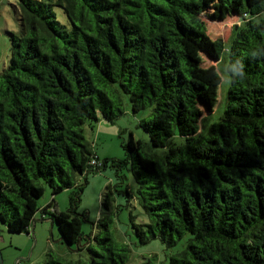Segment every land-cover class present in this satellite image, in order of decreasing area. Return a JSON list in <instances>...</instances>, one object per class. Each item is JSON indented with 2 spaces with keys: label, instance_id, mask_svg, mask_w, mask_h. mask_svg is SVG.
Returning <instances> with one entry per match:
<instances>
[{
  "label": "trees",
  "instance_id": "trees-1",
  "mask_svg": "<svg viewBox=\"0 0 264 264\" xmlns=\"http://www.w3.org/2000/svg\"><path fill=\"white\" fill-rule=\"evenodd\" d=\"M12 9L18 29L0 72V223L29 234L37 214L48 215L60 240L89 256L39 264L127 262L110 217L84 236L76 209L88 174L110 167L107 209L128 162L134 186L124 194L146 218L132 224L138 244L159 240L172 249L167 264H264V0H16ZM232 15L228 41H209L207 21ZM195 47L224 60L227 104L214 122L202 121L218 103L219 76L197 77ZM124 96L133 114L151 109L138 126L161 157L131 134L126 159L95 156L83 127L116 120ZM46 188L51 201L39 208ZM64 190L69 207L57 211L53 196Z\"/></svg>",
  "mask_w": 264,
  "mask_h": 264
},
{
  "label": "rangeland",
  "instance_id": "rangeland-1",
  "mask_svg": "<svg viewBox=\"0 0 264 264\" xmlns=\"http://www.w3.org/2000/svg\"><path fill=\"white\" fill-rule=\"evenodd\" d=\"M16 0H0V72L7 66L10 58V43L8 32L18 29V23L14 15L12 4ZM237 22L235 16L226 17L222 21H207L206 35L209 41H228L231 27ZM191 55L198 62L197 77L208 80L214 75L219 76L218 103L212 113L204 117L203 123L214 122L222 114L226 104V91L228 88L227 77L224 71V60L216 59L207 48L195 47L190 49ZM123 113L113 122L104 120L98 116L93 121L92 127L84 125L83 134L85 139L92 145L93 152L99 161L104 159L124 160L127 152L123 145L127 143L130 134L134 140L144 143L148 154L161 157L164 150L150 145L147 134L138 126L141 120L151 114V109H145L136 114L131 111L128 96H124ZM208 126L201 129V134H207ZM122 173L126 176L124 183L118 187L120 194L114 193L113 198L108 200V208L102 206V194L107 185H114L116 177L110 167L97 172L89 173L86 184L77 204V213L81 217V231L84 236L96 233L99 230L97 223L105 216L110 217L109 233L112 239L127 246L128 260L125 264H167L168 255L172 249H167L159 240H152L147 244L140 245L132 227L133 223L140 224L146 218L135 199H127L124 191L133 188L131 163L128 162ZM84 178L78 177V183L84 184ZM71 190H64L54 197V206L57 211H66L69 207ZM50 189L46 188L43 196L37 201L39 208L44 207L51 201ZM101 229V228H100ZM83 249V246L81 247ZM0 255L2 264H39L52 258L77 262L87 261L88 254L85 251L78 252L76 248L67 247L59 237L55 224L51 225L48 215L42 218L40 213L36 216V222L29 234L9 233L0 223Z\"/></svg>",
  "mask_w": 264,
  "mask_h": 264
},
{
  "label": "water",
  "instance_id": "water-1",
  "mask_svg": "<svg viewBox=\"0 0 264 264\" xmlns=\"http://www.w3.org/2000/svg\"><path fill=\"white\" fill-rule=\"evenodd\" d=\"M34 221H32V226H31V231H32V228L34 227ZM0 264H2V259H1V255H0Z\"/></svg>",
  "mask_w": 264,
  "mask_h": 264
},
{
  "label": "built area",
  "instance_id": "built-area-1",
  "mask_svg": "<svg viewBox=\"0 0 264 264\" xmlns=\"http://www.w3.org/2000/svg\"><path fill=\"white\" fill-rule=\"evenodd\" d=\"M91 164H92V165L95 164V161H94V160H91Z\"/></svg>",
  "mask_w": 264,
  "mask_h": 264
}]
</instances>
